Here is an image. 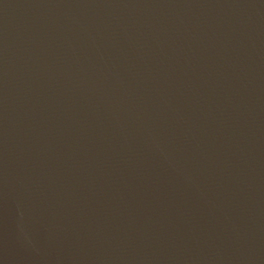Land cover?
Returning a JSON list of instances; mask_svg holds the SVG:
<instances>
[{"label": "water", "instance_id": "water-1", "mask_svg": "<svg viewBox=\"0 0 264 264\" xmlns=\"http://www.w3.org/2000/svg\"><path fill=\"white\" fill-rule=\"evenodd\" d=\"M0 264H264V0H0Z\"/></svg>", "mask_w": 264, "mask_h": 264}]
</instances>
